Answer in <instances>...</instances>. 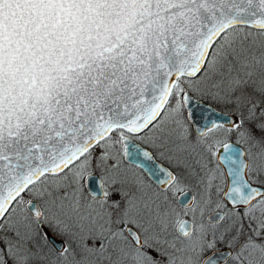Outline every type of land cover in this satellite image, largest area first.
Listing matches in <instances>:
<instances>
[{
  "label": "snow or ice",
  "instance_id": "snow-or-ice-1",
  "mask_svg": "<svg viewBox=\"0 0 264 264\" xmlns=\"http://www.w3.org/2000/svg\"><path fill=\"white\" fill-rule=\"evenodd\" d=\"M0 264H264V0H0Z\"/></svg>",
  "mask_w": 264,
  "mask_h": 264
}]
</instances>
